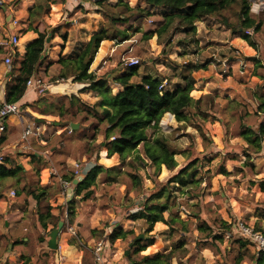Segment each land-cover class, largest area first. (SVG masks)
<instances>
[{
    "label": "clouds",
    "instance_id": "9594fccd",
    "mask_svg": "<svg viewBox=\"0 0 264 264\" xmlns=\"http://www.w3.org/2000/svg\"><path fill=\"white\" fill-rule=\"evenodd\" d=\"M0 264H264V0H0Z\"/></svg>",
    "mask_w": 264,
    "mask_h": 264
},
{
    "label": "trees",
    "instance_id": "16d2710c",
    "mask_svg": "<svg viewBox=\"0 0 264 264\" xmlns=\"http://www.w3.org/2000/svg\"><path fill=\"white\" fill-rule=\"evenodd\" d=\"M40 46L41 45H37V49ZM129 87H138V86H131L130 85ZM144 95L146 96V94H144ZM125 102H127V103H125ZM137 103H139V100L137 99L136 93H126L123 97H121V105H122L125 113L135 112L136 111L135 105ZM134 122L135 121H126L125 124L121 128L122 133H123V128L130 127V125ZM122 139H125V140L132 139V136L130 134H122ZM158 215H159V212L157 211V206L156 205L150 206L148 218L154 219Z\"/></svg>",
    "mask_w": 264,
    "mask_h": 264
},
{
    "label": "rangeland",
    "instance_id": "374dc122",
    "mask_svg": "<svg viewBox=\"0 0 264 264\" xmlns=\"http://www.w3.org/2000/svg\"><path fill=\"white\" fill-rule=\"evenodd\" d=\"M58 26V25H57ZM107 43V42H106ZM101 52H100V55H101V58L104 57V54H105V48L104 47H101L100 48ZM100 63V61L98 60V64Z\"/></svg>",
    "mask_w": 264,
    "mask_h": 264
},
{
    "label": "crops",
    "instance_id": "0c3cea01",
    "mask_svg": "<svg viewBox=\"0 0 264 264\" xmlns=\"http://www.w3.org/2000/svg\"><path fill=\"white\" fill-rule=\"evenodd\" d=\"M100 52H101V50H100Z\"/></svg>",
    "mask_w": 264,
    "mask_h": 264
}]
</instances>
